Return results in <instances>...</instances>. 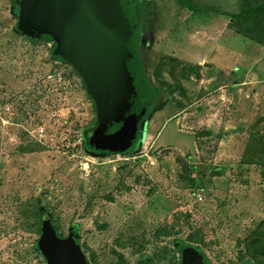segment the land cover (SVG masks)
Masks as SVG:
<instances>
[{"label": "rangeland", "instance_id": "1", "mask_svg": "<svg viewBox=\"0 0 264 264\" xmlns=\"http://www.w3.org/2000/svg\"><path fill=\"white\" fill-rule=\"evenodd\" d=\"M10 5L0 0V264H46L42 211L87 264H181L184 246L209 264H264V0L134 3L154 89L127 151L86 148L81 79L52 41L14 31Z\"/></svg>", "mask_w": 264, "mask_h": 264}, {"label": "water", "instance_id": "2", "mask_svg": "<svg viewBox=\"0 0 264 264\" xmlns=\"http://www.w3.org/2000/svg\"><path fill=\"white\" fill-rule=\"evenodd\" d=\"M15 2V30L29 39L52 41L51 54L81 76L94 108V121L83 133L86 148L123 151L130 146L153 91L140 65L135 27L117 14L126 0ZM37 250L46 264H87L71 236L56 235L46 212L41 216ZM181 264L209 263L195 248L185 246Z\"/></svg>", "mask_w": 264, "mask_h": 264}, {"label": "trees", "instance_id": "3", "mask_svg": "<svg viewBox=\"0 0 264 264\" xmlns=\"http://www.w3.org/2000/svg\"><path fill=\"white\" fill-rule=\"evenodd\" d=\"M136 1L137 0H126V2H125V4L121 7V9L117 12V14H119V15H124L125 17H126V20L128 21V24L129 25H136V13H135V11H134V3H136ZM178 1H180V0H178ZM182 4H184V1H182ZM125 5H127V6H125ZM128 8V9H127ZM130 8L132 9V11H130ZM263 8H264V6H263ZM17 11H18V6H17V4H15V15L17 16ZM233 18H238L239 19V17H237V16H234ZM239 20H241V19H239ZM26 37V36H25ZM27 39H29L28 37H26ZM29 40H38V39H29ZM52 55V54H51ZM53 56V55H52ZM54 57V56H53ZM55 58V57H54ZM66 63V62H65ZM77 72V71H76ZM77 74H78V76H79V78L81 79V76L79 75V73L77 72ZM146 80H147V78H146ZM81 82H82V85H83V87H84V84H83V81H82V79H81ZM147 82H148V84L150 85V87L152 88V89H154L153 87H152V85L149 83V81L147 80ZM84 89H85V87H84ZM85 130V129H84ZM84 130H83V132L82 133H84ZM84 139V138H83ZM136 140H137V136L134 138V140H133V142H132V144L130 145V146H127L123 151H127V150H131L132 148H134V146H135V143H136ZM43 212H46V211H42V213ZM42 213H41V216H42ZM47 213V212H46ZM48 214V213H47ZM48 216H49V214H48ZM49 218H50V221H51V224H52V226H53V228H54V231H55V233H56V229H55V227H54V225H53V221H52V219H51V217L49 216ZM262 223H264V219H263V221H262ZM40 226H41V222H40ZM41 228V227H40ZM57 235V234H56ZM58 236V235H57ZM58 237H61V236H58ZM71 237L76 241V243H77V237H76V234L75 233H72L71 234ZM185 247V246H184ZM36 251H38L37 249H36Z\"/></svg>", "mask_w": 264, "mask_h": 264}, {"label": "crops", "instance_id": "4", "mask_svg": "<svg viewBox=\"0 0 264 264\" xmlns=\"http://www.w3.org/2000/svg\"><path fill=\"white\" fill-rule=\"evenodd\" d=\"M1 1H3V0H1ZM9 2L11 3V5H10V8H9L8 10L10 11V13L12 12V13L14 14L15 18H16V15H15V4H16V2H15V0H9ZM15 23H16V20H15ZM15 23H14V25H13V29H14L15 32H18V31H16L15 28H14ZM20 34H21V33H20ZM22 35H23V34H22ZM23 36H24V35H23ZM188 49H189V48H188ZM188 53L190 54V51H189ZM190 55H191V54H190Z\"/></svg>", "mask_w": 264, "mask_h": 264}]
</instances>
